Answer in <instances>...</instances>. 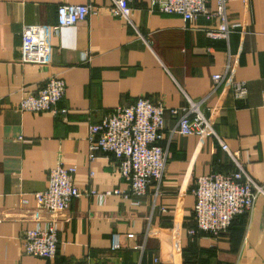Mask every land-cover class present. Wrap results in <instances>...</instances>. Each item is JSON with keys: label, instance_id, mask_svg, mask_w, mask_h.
Returning <instances> with one entry per match:
<instances>
[{"label": "crops", "instance_id": "0c3cea01", "mask_svg": "<svg viewBox=\"0 0 264 264\" xmlns=\"http://www.w3.org/2000/svg\"><path fill=\"white\" fill-rule=\"evenodd\" d=\"M61 3H91L98 12L51 37L48 65L20 63L23 25L54 23ZM109 6L110 0H0V264H264V194L234 216L226 235L188 236L196 177L229 172L232 163L214 137L178 133L169 112L188 98L197 101L264 186V0H228L234 29L216 40L205 28L217 26V16L201 15L184 26L179 15L151 11L142 0L132 4L128 21ZM216 73L224 78L214 90ZM50 75L65 81L59 106L66 114L17 109L21 89L35 92ZM234 80L245 81V98H235ZM141 95L166 107L160 143L168 158L157 193L151 183L141 201L116 193L74 198L57 215L56 256L25 254L24 229L50 217L34 215V193L45 188L50 168L74 166L81 189H126L115 157L89 160L86 136L89 122ZM113 232L122 235L116 249ZM128 232L141 249L127 245Z\"/></svg>", "mask_w": 264, "mask_h": 264}, {"label": "built area", "instance_id": "2783aa9c", "mask_svg": "<svg viewBox=\"0 0 264 264\" xmlns=\"http://www.w3.org/2000/svg\"><path fill=\"white\" fill-rule=\"evenodd\" d=\"M142 0H110L108 11L130 21L132 4ZM149 10L168 14H177L185 25L198 16L207 19L219 17L217 26L205 28L210 39H227L234 27L228 24L226 2L228 0H145ZM214 1L216 8L210 3ZM98 8L91 3H61L56 8L54 23L24 24L21 29V51L18 61L48 65L51 60V37L65 26L85 20ZM223 74H213V86L222 82ZM232 91L237 99L247 95L245 81H231ZM66 91L64 79L56 75L47 77L43 85L35 92L21 89L17 103L20 111H50L54 115L64 116L67 108L59 106ZM186 105L172 107L169 112L177 117L176 130L182 135H200L214 137L221 148L229 155L232 168L229 172L211 171L196 177L192 188L195 198L192 224L187 227L188 236H209L218 238L225 232L234 216L249 211L259 194H264V186L256 181L245 169L238 151L231 150L227 143L216 133L207 115L197 101L187 99ZM166 107L160 99L141 95L128 105H118L104 114L98 122H89L86 136L88 158L95 159L98 154L113 156L121 178L127 183L124 190L116 187L112 191L99 192L96 189H81L74 183V166L58 163L50 168L47 184L43 190L34 193L36 208L34 215L45 211L49 213L44 225L36 224L24 229L21 235L23 252L28 255L52 259L57 254L58 213L66 211L74 198L83 194L104 196L116 193L123 197H133L137 201L147 193L154 183L157 193L164 174L168 152L160 141L164 133V113ZM121 233L111 234V248L121 247ZM137 235L125 234L127 245L142 248L136 242Z\"/></svg>", "mask_w": 264, "mask_h": 264}, {"label": "trees", "instance_id": "16d2710c", "mask_svg": "<svg viewBox=\"0 0 264 264\" xmlns=\"http://www.w3.org/2000/svg\"><path fill=\"white\" fill-rule=\"evenodd\" d=\"M234 219V218H233ZM233 219H232V221H233ZM232 221H231V223L229 224V226H228V228L226 229V231L225 232H223V233H221L220 235H226L227 233H228V230H229V228H230V226H231V224H232Z\"/></svg>", "mask_w": 264, "mask_h": 264}]
</instances>
